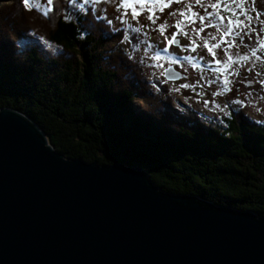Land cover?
<instances>
[{
	"label": "trees",
	"instance_id": "16d2710c",
	"mask_svg": "<svg viewBox=\"0 0 264 264\" xmlns=\"http://www.w3.org/2000/svg\"><path fill=\"white\" fill-rule=\"evenodd\" d=\"M0 4V110L30 119L69 160L141 168L166 195L264 219V121L235 112L214 126L171 109L172 91L122 46L144 39L88 5L52 0L45 15Z\"/></svg>",
	"mask_w": 264,
	"mask_h": 264
},
{
	"label": "water",
	"instance_id": "95a60500",
	"mask_svg": "<svg viewBox=\"0 0 264 264\" xmlns=\"http://www.w3.org/2000/svg\"><path fill=\"white\" fill-rule=\"evenodd\" d=\"M0 264H264V219L166 195L141 168L69 160L2 109Z\"/></svg>",
	"mask_w": 264,
	"mask_h": 264
},
{
	"label": "rangeland",
	"instance_id": "374dc122",
	"mask_svg": "<svg viewBox=\"0 0 264 264\" xmlns=\"http://www.w3.org/2000/svg\"><path fill=\"white\" fill-rule=\"evenodd\" d=\"M76 1L77 4L73 9H80L84 7V5H88L91 7L95 15L103 17V19L109 22L114 29L123 26L127 27L128 25L133 28H141V31L138 33L139 37L144 39V42L138 45L139 48L131 49L126 43H123L122 46H124L133 60L139 63H145L144 71L149 80H157L158 82H161L164 87H167L172 91L169 95H166L163 100L169 103L171 109L179 110L184 116L188 113H193L199 121L209 125L213 124L214 126L224 125L223 118L231 114L230 111L232 109H237L231 100L232 97H229L228 89L223 88V78L224 75H227L228 79H233V74L231 73H236L239 69V65L234 64L228 72H225L222 75L219 72L213 71L212 69L216 68L217 65L210 64V61L201 56V54H199V59H197L201 60V58H204V61L199 63L198 67H194L193 65L198 63H193V61L186 63L181 59L183 53L177 48V46L168 47L167 52L160 51L167 47L164 46L166 42L165 37L172 36L176 29L168 27L164 35H161L156 28L165 21H167L170 26L175 23L178 17H172L169 15V13L176 11L173 7L168 9V11L163 12L157 10L158 12H156V15L160 18L156 21V24L153 25L146 19L147 12H143L139 17H133L130 8L122 7L125 0H88L87 3H85V0ZM128 3L134 4L135 0H128ZM1 4L3 6L5 5L4 3ZM7 4L12 5L11 2ZM37 5L39 7H37ZM28 7L45 12V10L49 8V3L48 0H29ZM135 7L139 10L138 4L135 5ZM125 12H127L128 15H124ZM154 42H158L159 46H154ZM39 46L42 47L44 51L52 54L56 51L52 44L39 42ZM158 51L160 52L161 59L157 61L153 57ZM226 57L227 53L220 50L215 59L223 61ZM170 58H172L171 61ZM209 58L213 61V57ZM220 67H223V65L221 64ZM170 68H174L173 71L176 74L187 73L189 79L185 81L181 79L176 81L166 80L165 73L166 71H169ZM196 69H199L197 72L198 74L195 72ZM171 76L173 77V75ZM199 76L203 77L202 82L197 80ZM218 76L220 77L219 80H217ZM242 77L243 79L239 83V93L244 97H248L249 101L255 103L257 107L260 108L259 113L252 112L251 110L249 112L247 109H243V111L246 112L243 114L255 121H264V84L262 87L255 86L248 89L243 84L248 80L244 78V71ZM261 79L264 80V76ZM209 81H211V83H209ZM218 83L220 84L218 85ZM183 85H189V87H183ZM242 102L246 103L244 99H242ZM245 103V107L250 106Z\"/></svg>",
	"mask_w": 264,
	"mask_h": 264
},
{
	"label": "snow or ice",
	"instance_id": "6c2138e0",
	"mask_svg": "<svg viewBox=\"0 0 264 264\" xmlns=\"http://www.w3.org/2000/svg\"><path fill=\"white\" fill-rule=\"evenodd\" d=\"M25 5H28L29 0H22ZM88 0H85L87 3ZM48 3L51 4L52 0H48ZM172 3H182L184 6L176 11L169 13L172 17H178L173 25H168L167 21L163 24L157 26L156 30L160 32L161 35H164L168 27H173L176 31L172 34L171 38L165 37L168 47L172 44H179L177 36L183 35L190 40V50L195 52L197 47H200L197 43V38L203 40V47L211 53L213 61L210 62L217 65L216 68L212 69L213 71L219 72L222 75L225 72H228L234 64L239 66H244L249 61L253 59L260 61L261 64H264V56L259 55L258 53H264V36L261 34L264 33V20H260L261 13L257 12L255 19L259 21L261 27L259 31L253 27V16L250 15L251 7L246 3V0H190V2L185 3L184 0H135V3H128V0H125L122 7L130 8L131 15L133 17H139L143 12H147L146 19L155 25L156 21L160 18L156 15L157 10L163 12L165 8L171 7ZM139 5V10L135 5ZM194 6H199L203 9L204 14L193 11ZM37 7H39L37 5ZM212 9L213 11H209ZM51 9H46L44 14L47 15L48 11ZM124 15H128L127 12ZM243 17V19L241 18ZM200 23L199 28H191V25ZM207 28H215L217 34L214 35L211 32L208 33V38H204L201 34L206 31ZM190 29V31L186 30ZM222 29V31H221ZM134 31L140 32L141 28H135ZM255 33L258 40L259 47H253L250 50V54L240 55L239 53L233 56L232 54H227L225 60H216V53L214 49L221 48V45H226L225 51L233 47H239L236 44V37H240L241 43H243V37L249 36ZM219 36V40L217 37ZM195 37V38H194ZM210 41H217L215 44H210ZM168 47L161 49L160 51L167 52ZM189 47H186L185 50H189ZM155 60H160V52L158 51L153 57ZM184 61L191 62L192 57L185 56L182 58ZM172 58H170V61ZM223 67H220V65ZM194 67H198V64H194ZM256 65L253 64L252 67L248 68V71L251 72ZM233 75L238 73H231ZM260 75V73H257ZM220 77H217L219 80ZM211 83V81H209ZM231 83L227 75H224L223 84L225 88ZM264 84V81H261ZM183 87H189V85H183ZM218 94V93H217Z\"/></svg>",
	"mask_w": 264,
	"mask_h": 264
},
{
	"label": "flooded vegetation",
	"instance_id": "af4514ba",
	"mask_svg": "<svg viewBox=\"0 0 264 264\" xmlns=\"http://www.w3.org/2000/svg\"><path fill=\"white\" fill-rule=\"evenodd\" d=\"M184 2L188 3V2H190V0H184ZM246 3L251 7V11L249 14L252 15L254 18L253 27H255L257 29V31H259V28L261 27V25L259 24V21L255 19V15L257 12L261 13L260 20H264V0H246ZM183 6H184V4H182V3H172V5H171V7H173L174 10L180 9ZM171 7L165 8L166 10L164 9V11H168V9H170ZM193 11L204 14L203 9L200 8L199 6H194ZM209 11H213V10L209 9ZM241 18L243 19V17H241ZM199 27H200L199 22H197L194 25H191V28H199ZM186 30L190 31V29H186ZM221 31H222V29H221ZM209 32H211L214 35L217 34L215 28H207L206 31L204 33H202L201 35L204 38H208ZM261 35L264 36V33H262ZM168 38H171V36H169ZM177 39L179 40L180 43L179 44L174 43L171 46H177V48L183 53V57L189 55L190 57L193 58L192 59L193 63H198V65H199V63L204 61V58H201V60H198L199 59L198 57L200 56L199 54H201V56L205 57L208 61L211 62V59L209 57H212V55H211V53H209L207 51V49L205 47H203V40L197 38V43L201 46L197 47L195 52H192L190 50V47H189L190 46V40L187 37L180 35V36H177ZM217 39L219 40V36L217 37ZM235 39H236V44L239 45V47H233L231 49H228L226 52L225 49L227 46L222 44L221 48L214 49L216 55L219 53L220 50L222 52L227 53V54H232L233 56H235V54H237V53H239L240 55H245V54H250V50L253 47H259L258 42H257L258 38H257L255 33H252L251 37L244 36L243 37V43H241L240 37H236ZM216 42L217 41H210V44H215ZM154 46H159L158 42H154ZM164 46L168 47L167 41L165 42ZM186 47H189V50L186 51L185 50ZM258 54L261 56H264V53H258ZM185 62L187 63V61H185ZM211 64L214 65V63H211ZM253 64H255L256 67L253 68V70L251 72H249L248 68L252 67ZM170 69L174 70V68H170ZM198 71H199V69H196L195 72L197 73ZM243 71H244V78L248 79L247 82H244L243 84L248 89H251L255 86L262 87V85H263L261 83V81H264V80H262L261 78L264 76V64H261L260 61H256L253 59L252 61H249L244 66H242V67L239 66V69L236 72L238 74L233 75V79H229L231 81V83L227 86V89L229 91V97L230 98L232 97L231 100H232L234 106H236L235 108H237V109H232L230 111V113H235V112L236 113L237 112L246 113L243 111V109H247V111H249V112L251 110L252 112L259 113L260 108L257 107V105L255 103L249 101L248 97H244V96H242V94L239 93L240 92L239 83L243 79V77H242ZM257 73H260V75H257ZM179 75L182 77L181 80H183V81L189 79V75L187 73H179ZM202 78H203L202 76H199L197 78V80L202 82ZM248 81H250V82H248ZM219 84L220 83H218V85ZM223 88L225 89V85ZM186 93H190V92H186ZM242 99H244L246 101V103L244 102L245 104H248L250 106L245 107L244 103L242 102Z\"/></svg>",
	"mask_w": 264,
	"mask_h": 264
}]
</instances>
